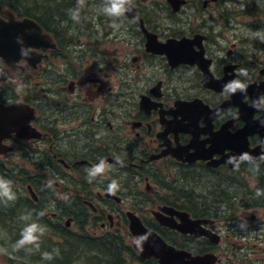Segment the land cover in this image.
I'll return each instance as SVG.
<instances>
[{"label": "flooded vegetation", "instance_id": "1", "mask_svg": "<svg viewBox=\"0 0 264 264\" xmlns=\"http://www.w3.org/2000/svg\"><path fill=\"white\" fill-rule=\"evenodd\" d=\"M45 2L0 0L1 21L12 14L42 29L0 72V105L17 106L19 132L0 139V177H14L24 195L9 209L43 231L38 247L23 237L17 245L39 256L63 235L88 236L108 245L78 246L74 256L69 248L73 264L88 250L103 261L111 248L131 264H159L140 258L132 213L192 258L264 264V51L239 34L251 19L245 6L129 0L130 13L111 17L109 0ZM163 47L169 53L153 52ZM235 80L246 92L226 91ZM101 159L111 167L89 183ZM22 216L2 226L22 234Z\"/></svg>", "mask_w": 264, "mask_h": 264}, {"label": "water", "instance_id": "2", "mask_svg": "<svg viewBox=\"0 0 264 264\" xmlns=\"http://www.w3.org/2000/svg\"><path fill=\"white\" fill-rule=\"evenodd\" d=\"M172 4L181 5L177 0H169ZM129 3L125 5L129 8ZM129 12V11H128ZM130 13V12H129ZM42 29L31 19H24L23 21H17L12 14H9V22L0 20V72L3 70L1 66L3 63L12 65L17 63V54L22 46L30 49L35 47L33 44V31ZM26 31L31 32L27 34ZM31 35V36H30ZM180 44H183L181 42ZM153 52L169 53L167 47H163L161 50H153ZM231 103V102H229ZM17 110V106L4 107L0 105V139H5L14 132H18L16 120L12 114ZM32 111L30 112V117ZM1 146V144H0ZM131 233L137 239V251L142 260H149L155 258L159 261V264H212L211 257H194L189 254L176 251L172 247L168 246L157 234L149 231L142 221L134 214L129 213ZM190 258V261L186 259Z\"/></svg>", "mask_w": 264, "mask_h": 264}, {"label": "rangeland", "instance_id": "3", "mask_svg": "<svg viewBox=\"0 0 264 264\" xmlns=\"http://www.w3.org/2000/svg\"><path fill=\"white\" fill-rule=\"evenodd\" d=\"M45 1L46 0H27V3L29 4V2H33V4L36 3L40 5H45V6L49 5L48 2H45ZM259 1H262V0H243V1L242 0H233V1L223 0V5L229 4L231 6H234L232 8L235 10H242L241 6H245L243 9L245 11L244 14L246 15H248L249 13L253 14V16H251V19L249 18L245 19L246 25H244L241 28V31L239 32V34L248 39L249 45L252 48L264 51V41H262L264 40V9H263L264 7L260 6L258 7V9L251 8L250 11L248 7V6L254 7L253 4ZM245 2H246V5H243L242 3H245ZM26 7L30 8L29 10H32L33 13L35 12V10L32 9L31 5H26ZM55 9L56 7H53V10ZM241 18L242 17H239V19ZM12 178L15 179L14 177ZM13 192L15 193L16 198L24 196L20 189V185H16L13 188ZM0 200H3V198L0 197ZM1 209L8 210L9 208L6 207V208H1ZM23 212L24 211L22 210L18 211L17 216H22ZM20 222L22 224V227L28 226L30 224V222L27 220L26 216L24 215L20 217ZM10 228H11L10 230H7L3 226L0 225V264H43L42 262L39 261V258L41 257L42 254L40 255V257L33 259L34 255H36L34 252H32L29 249H24V247L13 245L12 240L18 237L22 238V234L20 232H16L18 231L16 227L12 226ZM52 242L56 244L58 240L56 239V241H52ZM75 252L76 251H73L70 254L72 255ZM127 255L128 254L125 253V256ZM42 256L44 257V255ZM8 259H10V261Z\"/></svg>", "mask_w": 264, "mask_h": 264}, {"label": "clouds", "instance_id": "4", "mask_svg": "<svg viewBox=\"0 0 264 264\" xmlns=\"http://www.w3.org/2000/svg\"><path fill=\"white\" fill-rule=\"evenodd\" d=\"M84 0H78V3L80 5H83ZM129 3V0H109L110 6H106L103 8V12L111 17H119L124 14V12L129 11L130 8H126L125 5ZM71 18L74 21L79 20V11L78 10H73L70 13ZM113 27H117V25L113 24ZM264 41V40H262ZM240 75L247 76V71L245 69L240 70ZM237 90H240L241 92H246V85L241 83L238 80L229 82V84L226 85V91H229L231 93H235ZM253 158L250 157L247 153H245L242 157V161H251ZM261 159H264L262 157ZM110 165H107L106 161L101 159L99 164L93 165L90 169H87L88 173V182L91 183L90 177H95L97 175H102L105 173L107 168H110ZM11 181L5 180L3 177H0V196L6 197L8 201L15 200V193L12 191L11 187ZM52 181L48 182V187H52ZM118 184L116 181H112L107 188V191L109 194H115V192L118 190ZM264 194V191L262 190H257L256 195L260 196ZM40 233L41 235L43 234V231L39 229L38 225L33 223L27 226L23 232H22V237L19 241V244L23 245L25 243L28 244H37L38 241V235L37 233ZM44 258L45 259H51V255L48 253H44Z\"/></svg>", "mask_w": 264, "mask_h": 264}, {"label": "trees", "instance_id": "5", "mask_svg": "<svg viewBox=\"0 0 264 264\" xmlns=\"http://www.w3.org/2000/svg\"><path fill=\"white\" fill-rule=\"evenodd\" d=\"M253 6L254 7L248 6L249 7V11L251 10V8L252 9H258V7H260V6L264 7V0L259 1V2L255 3V4H253ZM248 15H249V17L253 16V14H251V13H249ZM5 180L11 181L12 182L11 183V187L14 186L13 183L15 182V180L12 177H10L8 179H5ZM17 202L18 203L20 202L19 198H16L15 200H12V201H8L7 200V201H4L3 202V207H0V225L1 226L4 225L3 223H5V222L7 223V221H10V219L15 218V215H17L15 209L5 210V209H1V208H6V207L11 208L14 205L16 206L17 204H15V203H17ZM62 238L64 239L65 244L71 246L69 248L72 249V250L73 249H76L75 251L78 250V246L91 245V246L95 247L96 249H99V250L101 249L102 250V246L105 247L106 245H108L106 239L102 243L101 241L95 240L92 237H88V236H87L86 239H79V238H77V236H67V235H63ZM109 240H111V239H109ZM12 242H13V245H17L18 244V238H14V240H12ZM115 242H116V239H114V241H110L109 244H114L115 245L116 244ZM99 244H101V248H99L97 246ZM69 248L68 249H65V250H55V251L43 252V253L40 252V253H38V255L40 256L41 254L43 255L44 253L50 254L52 258L51 259H45V262H47L49 264H51V262H58V264H60L59 262H61V264H64L63 263L64 261L66 263L68 261H70V262H68V264H70V263L73 264L74 261L71 260V257H70L71 255H69L68 253H66V251H68ZM88 252H90V253H87V255L89 257H88L87 262L85 264H131V263L125 261L126 260L125 257H124V254L125 253L123 251H118L117 248H116V250H114L112 248L109 249V252L107 253V255L109 257L108 258H105L103 261H102V259H98V255H100V252L99 251L92 252V251L88 250ZM75 253L72 254V256H74ZM39 261H40V259H39ZM135 261L137 263H139L141 260L138 257H136L135 258ZM142 263L143 264H148L146 262H142ZM151 264H156V263H151Z\"/></svg>", "mask_w": 264, "mask_h": 264}, {"label": "bare ground", "instance_id": "6", "mask_svg": "<svg viewBox=\"0 0 264 264\" xmlns=\"http://www.w3.org/2000/svg\"><path fill=\"white\" fill-rule=\"evenodd\" d=\"M14 187H15V186L12 187V191H13V188H14ZM39 236H40V235H39ZM55 247H56L57 249L48 250V251H44V252H50V251H55V250H65V249H68V248L71 247V246L65 244V241H64V239L62 238V243H61L60 245H55ZM58 247H60V248H58ZM65 247H68V248H65ZM37 257H40V256H36V255H34L33 259H36ZM41 257H42V256H41ZM44 259H45V258H44ZM40 262H41V260H40ZM43 264H45V263H43Z\"/></svg>", "mask_w": 264, "mask_h": 264}]
</instances>
